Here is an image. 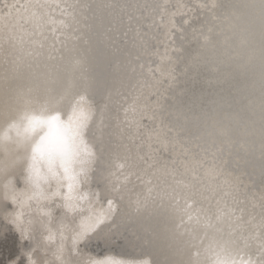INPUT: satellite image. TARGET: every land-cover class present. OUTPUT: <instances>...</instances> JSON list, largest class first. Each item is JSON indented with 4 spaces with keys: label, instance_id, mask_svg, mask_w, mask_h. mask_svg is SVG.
<instances>
[{
    "label": "snow or ice",
    "instance_id": "snow-or-ice-1",
    "mask_svg": "<svg viewBox=\"0 0 264 264\" xmlns=\"http://www.w3.org/2000/svg\"><path fill=\"white\" fill-rule=\"evenodd\" d=\"M2 7L8 11H0V40L7 41L8 46L0 44V231L11 225L22 238L27 235L32 240L36 232L43 230L46 241L43 245L37 243L24 258L13 260L12 264H159L153 255L157 248L167 249L175 257L166 264H264V216L254 225L259 231L245 235V225L252 224L251 220L243 215L234 217L231 209L205 208L196 198L198 192L220 190L223 195L232 196L233 203L238 202V186L220 166V156L213 155L210 163L207 153L181 161L184 175L190 174L191 180L176 179L175 170L165 168L163 174L173 175L177 185L170 193H157L154 197L153 188L149 187L147 196L121 203L129 178L138 175L135 170L141 164L153 167L149 163L153 160V137L161 147L173 143L172 138L164 128L153 129L148 137V157L138 152L135 159L117 155L105 162L108 105L97 104L95 80L86 62L77 58L63 68L43 65L41 71V52L35 48L26 50L24 45L44 47L32 37L36 31L43 34L45 20L40 10L47 5L39 0L35 4L9 5L5 0ZM211 7L217 5L213 3ZM243 7L258 10L260 19L264 113V0H254ZM236 15L232 13L233 17ZM24 24H31L32 30L25 29ZM18 30L22 33L19 36ZM240 47L244 64L254 63L257 56L247 33L241 37ZM193 62L199 63L200 58ZM137 108L134 100L125 109V120L130 125L134 121H128V112L135 113ZM157 115L153 109L150 118ZM179 119L178 116L177 123ZM209 126L219 136L228 135V130L211 116ZM173 127L169 124L168 131ZM93 181H103V191L92 190ZM157 198L160 208L164 207V199L174 201L171 211L161 213ZM118 219L122 224L145 225L129 243L149 250L146 258L131 262L112 255L85 256L83 249L93 242L103 243L106 248L116 243ZM251 241H258L256 252L252 251ZM37 249L44 252L45 260L34 258L32 253Z\"/></svg>",
    "mask_w": 264,
    "mask_h": 264
},
{
    "label": "bare ground",
    "instance_id": "bare-ground-1",
    "mask_svg": "<svg viewBox=\"0 0 264 264\" xmlns=\"http://www.w3.org/2000/svg\"><path fill=\"white\" fill-rule=\"evenodd\" d=\"M245 1L247 4V0H39L47 5L40 10L45 20L43 34L36 31L32 38L42 42L44 47L25 44L24 48L41 52V71L43 65L63 68L77 58L86 62L89 74L95 80L97 104L108 105L103 160L106 162L117 155L135 159L138 152L148 157V137L153 129L164 128L173 140L167 147H161L153 137L151 156L154 163L149 160L153 167L141 164L135 170L138 175L129 178L121 203L147 196L149 187L153 188L154 197L157 193H170L177 185L173 175H164L163 170H175L176 179L191 180L190 174L184 175L185 166L181 161L193 156L203 157L207 153L209 163L213 155L222 158L220 166L238 186L239 191L235 194L238 202L233 203V197L223 195L220 190L198 192L196 198L205 208L211 206L214 211L231 209L234 217L243 215L246 220H251L252 224L245 225V235L259 231L254 225H258L264 216V147L257 149L256 146L264 141L259 140L258 135H244V130L247 127L254 129L248 114L256 112L264 116L261 87L254 83L260 60L257 56L249 67L239 65L244 55L240 42L236 43L238 54L225 53L220 45V39L235 25L233 39L237 37L235 33L240 37L252 32L251 46L255 42L259 45L260 19L251 14L253 9L249 13V9L243 7ZM4 2L0 0V11L7 12L8 9L2 7ZM36 2L7 0L9 5ZM213 3L217 7L212 8ZM233 12L237 14L234 17ZM24 28L32 30V25L24 24ZM21 34L18 30L17 35ZM0 44L5 48L8 46L5 40H0ZM208 44L217 49L216 54L212 55L213 50L206 49ZM225 54L228 60H224ZM196 57L200 62L194 64ZM221 59L226 61L221 64L222 71L214 70V64ZM225 67L229 71H224ZM134 100L138 108L135 113L128 112V121H134L130 125L125 120V109ZM153 109L158 112L154 119L150 118ZM210 116L228 130L227 136H219L215 128L209 126ZM261 121L262 118L257 124ZM169 124L174 125L172 131H168ZM91 187L94 191H103L105 185L103 181H93ZM117 200L119 202V197ZM156 203L160 208L159 198ZM163 205L161 213L171 211L174 201L164 199ZM32 215L35 217L36 213ZM144 226L138 222L122 224L118 219L116 243L107 251L92 243L83 249L84 255L101 258L112 255L131 262L144 259L149 250L129 243ZM151 226L156 225L152 222ZM224 227L227 229V224ZM34 235L32 240L27 235L22 238L11 225L0 231V264H12L13 260L24 258L37 243H46L43 230ZM250 243L252 251L256 252L258 241ZM116 250L128 255H117ZM32 254L34 258L45 260L44 252L39 249ZM153 255L159 264L175 258L164 248L155 249ZM47 259H52L51 255Z\"/></svg>",
    "mask_w": 264,
    "mask_h": 264
},
{
    "label": "water",
    "instance_id": "water-1",
    "mask_svg": "<svg viewBox=\"0 0 264 264\" xmlns=\"http://www.w3.org/2000/svg\"><path fill=\"white\" fill-rule=\"evenodd\" d=\"M254 2V0H247V4L249 3H252ZM256 3H258V0H255ZM246 4V1L244 2ZM252 9H249V13L251 12ZM251 14L256 17H259V14H258V10H253L251 12ZM239 16V15H238ZM255 20V19H253ZM245 24V23H243ZM255 24V23H254ZM236 25L235 26H232L231 30L229 31V33L227 34V36H224L223 38L220 39V45H222V49H225L227 53L228 51H232L234 54H238L239 53V50L236 51V43H239L240 42V39L242 36H244L245 34L243 33L240 37L239 35L235 33L234 36H237L235 39H233V34H234V30L236 29ZM247 28V27H245ZM248 37L250 39V41H252V39L254 40V34H252V32H248ZM259 42V45H256L257 42H255L254 44H252V48L255 49V52H256V56H259V51H260V42L261 40L258 41ZM206 49L209 51V50H213L211 51V54L214 55L217 53V49L215 47H211L209 44L207 45ZM221 49V50H222ZM219 52V51H218ZM227 54H225V58L224 60H228L227 58ZM219 59V58H218ZM224 60H220L218 64H214V67L213 69L214 70H217L219 69L218 71H220L222 69V65L226 64V61ZM222 64V65H221ZM239 65L241 64H244L243 60L241 59L239 62H238ZM251 66V65H250ZM246 67H249V65H246ZM225 69V70H224ZM224 71H229V69H226L223 68ZM222 71V70H221ZM261 73H262V68H261V63L258 64V67H257V70L255 71V80H254V83L255 85H259L261 87ZM230 78H233L232 76ZM229 78V79H230ZM257 105L256 103L253 105L252 107V110L254 111V106ZM236 115H240L242 116L241 114H236ZM249 115V116H248ZM248 119L251 120V122L254 124V129L251 128V127H247L245 130H244V135H248V136H251V137H254L256 135H258L259 137V140H263L264 141V116H260L259 113L256 114V112L254 113H250L248 114ZM246 116V117H247ZM260 118H262L263 121L260 122V125L257 124V121L260 120ZM247 145V143L245 142V146ZM259 147L263 148L264 147V142H261L260 145L256 146V148L258 149ZM93 244L95 245H98L100 247V249L103 250H106L107 251V248L105 247V245L103 243H95L93 242ZM115 253L117 255H121V256H126L128 254H126L125 252H122V251H119V250H116Z\"/></svg>",
    "mask_w": 264,
    "mask_h": 264
}]
</instances>
